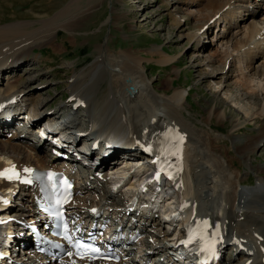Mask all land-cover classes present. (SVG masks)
Segmentation results:
<instances>
[{"label": "bare ground", "instance_id": "bare-ground-1", "mask_svg": "<svg viewBox=\"0 0 264 264\" xmlns=\"http://www.w3.org/2000/svg\"><path fill=\"white\" fill-rule=\"evenodd\" d=\"M209 6H214V11L199 30L225 6H228V8L223 12V15H226L228 20L237 24V26L241 25V28H238L236 31L230 30V28L226 27L230 23L227 21L222 27V31L220 30L213 37L212 43L213 45H217V48L214 53L208 55V59L206 58L207 63L209 64L215 60V56L218 55L222 57L224 65L230 59V66H238L236 61L239 57V66L243 75H239L234 81L237 89L235 95L239 102L243 101V104L242 107H239L238 111L246 116V121L252 122L257 118H263L264 120V25L254 17L258 12H252L249 8L250 4L244 2L239 6L241 9L237 10L232 0H207L204 7ZM203 8L199 11H203ZM243 12H248L246 18L251 17V19L244 20ZM187 15L189 19L192 13L188 12ZM262 19L264 20V17ZM17 24L18 26H13L12 24L0 29V35L10 36L11 39V41L6 42H4L5 40H0V97L9 96L10 98L14 95L19 97V102L9 111V113L12 112L14 121L21 122L19 118L21 117L20 113L23 111L31 119L40 117L43 119L45 116L44 121H49L53 115H56L55 118H57V111L49 116L47 115V110H41V106L38 105L40 103L38 101L39 95L28 86H19V79L11 78L4 85L3 81L5 78H9L16 71V62L20 64L22 58L30 55L33 50L32 47L28 52L21 53L20 49L22 45L24 44V49H26L25 43L29 38L22 39L23 42H21L20 37L16 36L21 35L22 37L31 32V35H36V37L43 41L49 42L51 39V36H43V34L38 36L34 30L23 32L22 26L24 24ZM225 30L230 34L232 32L230 37H226L227 33H224ZM256 34H261L260 38H257ZM215 36L217 37L216 40ZM213 41H216V43ZM205 46L203 44L200 49ZM13 48H15L14 51H12ZM97 50L99 54L97 55L96 62L84 71L75 73L73 83L69 84V89L72 86L70 89L71 94L80 96L87 102L86 108L89 112V126L86 129H90V135H94V137H88V139L86 137L84 140L101 138L104 141H118L123 144L132 145L135 143L136 137L141 138L145 135L144 130L146 128H154L155 126L162 128L168 122L176 120L189 133L191 143L187 156V171L183 176L185 189L182 193L177 192L175 197H186L189 195L194 202L202 201L208 215L223 221V224L229 230V238L237 236L239 239L242 236L251 242L255 254L245 255L244 253H238L239 261L245 264L247 260L253 259L252 264H264V253L261 251L257 235V232L264 233V175L257 179L256 185L251 188L240 186L242 185L240 178L238 180H229L222 177L217 165L230 168L226 164L228 160L226 157L229 155L226 153L222 156L219 153L211 151L218 144V136L215 139V137L208 135L207 132L205 133L194 127L196 124H193L184 115L182 110L185 108L186 101H188L186 91L182 88H176L171 94L159 92L147 80L141 60L134 56L132 52H122L120 55L113 57L107 51V44H98ZM155 51H158L157 53H160V56H162V59L158 61L160 64H165L174 59V57H169L162 53V51L159 52V48L157 47ZM224 65L219 69L222 73L223 69H225ZM215 68L209 69L211 73L217 71ZM229 76L225 71L221 78H228ZM109 78L110 87H107L105 91L99 94L101 81ZM111 80L116 82L113 83ZM169 80L172 82V78ZM225 86H229V84H225ZM115 100L116 103H114ZM104 108L106 111L102 113ZM214 108L217 110V107ZM214 108L210 110L211 113L207 118L209 123L213 122ZM226 116L227 111L219 109V116L215 118L217 122H221L225 120ZM139 120L143 124L134 123ZM0 122L4 123L2 117H0ZM36 122L29 120L31 125L36 124ZM238 122L234 124L226 136L233 139L236 152L240 156H244L245 159H249L250 153L257 149L260 142L264 140V121L261 125L262 127L260 126L261 128H259V133L252 136H242V134L234 133L235 129L241 127V123ZM70 123L75 125L77 119L73 118L70 120ZM3 132L4 128L2 127L0 128V133ZM23 132L24 128L19 126L13 136L17 137ZM18 139L21 140L22 138ZM11 141L9 139L0 142V153L6 154L9 150L13 152L9 155L10 158L3 157L2 159V156H0V167L3 166L4 161L7 162L10 159L23 163L32 162L35 159L41 165L46 164V161L41 156L35 154L32 147L30 149L34 152L27 154L25 153L26 146H23L19 142L10 145ZM224 151L227 152V150ZM125 165L126 163L123 166ZM261 168L257 167V170L264 174V168ZM133 188L130 186V189ZM26 197L27 193L23 191L22 193H18L17 199L23 200ZM81 200L87 202L88 198L83 197ZM233 212L238 213V215H234ZM162 219L163 217H150L149 220L152 221L151 227L144 226V228L146 233H148L147 237H154L165 248V251L168 252L169 245L171 244H168L165 240L163 241L160 236L163 233H169L163 230ZM262 243L264 244V241ZM147 244L148 241L144 240L139 252L148 248ZM133 248L134 245L127 248L129 253H132ZM233 259L234 257H231L230 259H224V261L231 264ZM31 260L38 264H53L47 263L44 259H38L37 261V259L32 258Z\"/></svg>", "mask_w": 264, "mask_h": 264}, {"label": "rangeland", "instance_id": "rangeland-1", "mask_svg": "<svg viewBox=\"0 0 264 264\" xmlns=\"http://www.w3.org/2000/svg\"><path fill=\"white\" fill-rule=\"evenodd\" d=\"M70 1L0 0V29L12 24L18 26L17 23L20 22L19 25L24 24L22 26L23 32H26L27 29L38 28L45 25L46 22L49 23L48 29L43 31V36H51L49 43L39 39L36 35H31V32L20 37L21 40L29 38L27 42L25 41L26 49H24L23 44L20 52L26 53L34 46L32 51L34 54L23 58L22 65L16 73L21 86H29L37 90L38 101H40L38 105H45L41 110H55L68 103L65 101L68 100L70 93L68 87L72 75L84 71L96 62L99 54L98 44H107V51L113 57L122 52H132L141 60V65L145 70L143 64L145 58L140 54L141 52L150 56L151 59L149 68L145 70L146 76H149H147V80L153 85L154 79L156 89L161 93L166 91L171 94L176 88H182L188 94L189 90L188 101L182 110L184 115L193 124H196L194 127L207 132L215 139L218 136V144L211 151L222 156L226 153L229 155L226 157L228 159L226 164L230 168L217 165L221 176L229 180L240 178L241 184L243 181L241 175L250 176V179L245 183H252L250 173L254 171L250 169L264 168V147H261L264 140L260 142L257 149L250 153L249 159H245L244 156L242 157L236 152L233 139L228 138L226 134L239 121L241 127L235 129L234 133L242 134V136L257 135L264 120L257 118L252 122L246 121V116L238 111L243 104V101L239 102L235 95L237 89L234 81L239 75H243L239 66V57L238 66H231L230 76L226 71L228 78H221L222 74L225 73V69H223V73L219 70L224 65L221 56L216 55L215 60L207 63L206 58L208 59V55L215 52L217 45L210 44V36L203 38L205 43H203L204 41L200 42V36L196 35V32L200 31V27L213 13L214 6L204 7L202 0V4H198L203 5V11H199L201 8L188 11L189 7L183 6L185 0H179L178 3H173L175 0H77L68 9ZM167 2H170L171 5ZM132 5L136 8L143 6V11L138 12L135 8L131 10ZM64 8L65 10H63ZM60 10H63L62 13L56 14ZM188 12L192 13L189 19L187 18L188 15L186 16ZM257 20L259 21V19ZM236 27L240 29L241 25H236ZM32 30H27V32ZM230 30L236 31L237 29L230 28ZM50 32L55 33V36H52ZM231 34L228 32L226 37H230ZM193 38H196L198 44L203 43L206 46L200 49L203 44L199 47ZM0 40L11 41L10 36L7 35H0ZM195 45L198 47L195 48ZM162 46L172 53L179 52L178 54L182 53L186 57L179 67L181 76L179 72H173L175 66L155 67L158 66L157 62L162 59L160 53L155 51L156 47L159 48V52L162 51L171 57L161 50ZM41 49H43L42 53ZM151 49L158 56L153 58L154 52L152 53ZM14 50L15 48L12 49V51ZM178 56H172L174 59L171 61L173 62ZM229 60L228 62L231 63ZM171 61L165 64L171 63ZM226 64L224 68H226ZM213 67L217 69L215 73H211L209 70ZM170 78H172V82L169 80ZM173 82L176 86H173ZM225 84H229V86H225ZM107 87H110V78L101 81L99 94L105 91ZM214 107H217V110ZM212 108H214V119L213 122L209 123L207 118ZM219 109L227 111L225 120L221 122H217L215 118L219 116ZM105 111L104 108L102 113ZM61 112L66 113L64 110ZM85 114H87L86 110L83 109L77 113L80 120L86 124ZM144 121L146 122V120ZM134 123L143 124L140 120ZM230 159L231 163L229 162ZM257 172L259 171L257 170ZM257 172H254L256 179ZM263 175L262 173L259 174L258 179ZM171 205V200L165 203V207ZM233 214L238 215L234 212ZM166 224L167 229H170L171 225ZM172 238L173 234L167 241H171Z\"/></svg>", "mask_w": 264, "mask_h": 264}, {"label": "snow or ice", "instance_id": "snow-or-ice-1", "mask_svg": "<svg viewBox=\"0 0 264 264\" xmlns=\"http://www.w3.org/2000/svg\"><path fill=\"white\" fill-rule=\"evenodd\" d=\"M10 178V177H9ZM66 238H68L67 236H66ZM191 242V239L189 240V241H185L184 243H190ZM79 247H85L84 245H79ZM90 251L92 252V253H97V252H99V249H97V248H91L90 249Z\"/></svg>", "mask_w": 264, "mask_h": 264}]
</instances>
